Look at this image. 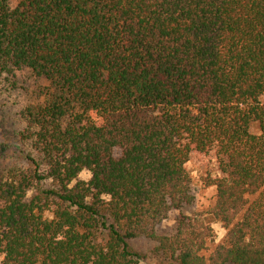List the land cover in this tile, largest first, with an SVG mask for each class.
<instances>
[{
  "label": "trees",
  "instance_id": "trees-1",
  "mask_svg": "<svg viewBox=\"0 0 264 264\" xmlns=\"http://www.w3.org/2000/svg\"><path fill=\"white\" fill-rule=\"evenodd\" d=\"M21 71L48 86L0 174L1 264H140L137 238L164 264H264V0H0V83ZM213 151V206L158 235Z\"/></svg>",
  "mask_w": 264,
  "mask_h": 264
},
{
  "label": "rangeland",
  "instance_id": "rangeland-1",
  "mask_svg": "<svg viewBox=\"0 0 264 264\" xmlns=\"http://www.w3.org/2000/svg\"><path fill=\"white\" fill-rule=\"evenodd\" d=\"M48 82L44 79L35 78L27 71L18 72L14 79L6 78L0 83V174L4 169L10 167H25V162L19 156L22 148L19 140V132L23 129L21 111L28 104H35L41 101L40 92ZM252 134L258 135L257 125L250 129ZM190 177V190L194 196V202L190 206L183 207L179 212L172 211L168 219L157 227L158 235H169L175 227V220L183 216H192L196 213L208 211L214 203L215 189L207 186V181L220 177L218 162L215 152L207 155H191L185 165ZM90 174L82 172L79 180L88 181ZM215 233V244L219 243L225 234L221 224L210 221ZM129 246L140 255V264H164L160 258L153 253L154 242L137 238L129 241ZM2 257L0 256V264Z\"/></svg>",
  "mask_w": 264,
  "mask_h": 264
}]
</instances>
